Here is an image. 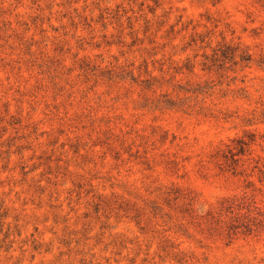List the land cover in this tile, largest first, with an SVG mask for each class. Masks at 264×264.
I'll use <instances>...</instances> for the list:
<instances>
[{
    "label": "rangeland",
    "instance_id": "rangeland-1",
    "mask_svg": "<svg viewBox=\"0 0 264 264\" xmlns=\"http://www.w3.org/2000/svg\"><path fill=\"white\" fill-rule=\"evenodd\" d=\"M259 159L264 0H0V264H264Z\"/></svg>",
    "mask_w": 264,
    "mask_h": 264
},
{
    "label": "trees",
    "instance_id": "trees-1",
    "mask_svg": "<svg viewBox=\"0 0 264 264\" xmlns=\"http://www.w3.org/2000/svg\"><path fill=\"white\" fill-rule=\"evenodd\" d=\"M242 61L251 62V56H241ZM132 80H135L133 74L128 75ZM149 82V81H148ZM150 84V83H148ZM208 87H198L192 91L194 94L206 95L208 93ZM188 93L189 90H186ZM199 97V96H198ZM164 103V104H163ZM166 107H175L176 104L171 99H166L161 102V105ZM186 107V110H194L197 105H190L186 102L181 103V108ZM199 111L206 114H212L211 109L206 107L204 104L199 106ZM235 141H233L234 144ZM251 142H247L244 139L236 141L235 145L226 146L225 150H222L221 159L219 160V168L223 173L232 172V174H243L246 170H238L240 167H244L245 163L243 157L250 152ZM254 172H257L261 178V182L264 179V164H262L261 159L255 162V166L252 168L253 176ZM230 214L232 215L229 221H221V214ZM201 219L209 223L208 225L216 226L220 230L223 229V233L232 240L234 236L239 233L243 234H252L253 232L264 231V212L257 207L256 203L250 202V199L243 198L242 200L233 199L225 201L221 204L220 208L217 211H208L206 213L202 212ZM223 224V226H221ZM231 242V241H230Z\"/></svg>",
    "mask_w": 264,
    "mask_h": 264
}]
</instances>
